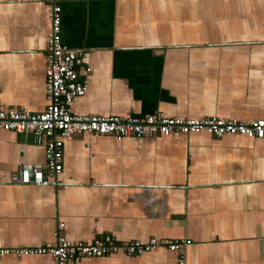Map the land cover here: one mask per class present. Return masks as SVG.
<instances>
[{
  "label": "crops",
  "instance_id": "1",
  "mask_svg": "<svg viewBox=\"0 0 264 264\" xmlns=\"http://www.w3.org/2000/svg\"><path fill=\"white\" fill-rule=\"evenodd\" d=\"M61 40L87 53L76 115L264 119V0H58ZM50 0H0V105L47 104ZM88 67V70L85 68ZM46 138L0 130V246L55 241L189 240L184 264H264V138L205 131L63 141L48 184H22L46 163ZM164 247L68 264H180ZM0 264H57L50 255Z\"/></svg>",
  "mask_w": 264,
  "mask_h": 264
},
{
  "label": "built area",
  "instance_id": "2",
  "mask_svg": "<svg viewBox=\"0 0 264 264\" xmlns=\"http://www.w3.org/2000/svg\"><path fill=\"white\" fill-rule=\"evenodd\" d=\"M48 15L51 21L47 38V61L45 68L47 104L41 112L2 109L0 105V130L29 132L36 140L46 138V163L22 165L18 181L22 184H48L49 178L62 169L63 141L75 133L111 135L116 140L127 137H150L171 135L176 132L191 133L205 131L217 137L226 134H241L247 137L264 138V119L238 120L215 115L202 118H180L165 116L160 112L145 116L122 115H76L70 105L76 97L87 91V83L79 77V69L85 64V51L68 49L61 40V16L58 0H50ZM88 70V67L85 68ZM63 223H58L55 241L44 245L4 247L0 246V257L15 255H50L57 264L78 262L84 257L123 252L141 254L153 248L164 247L176 251L184 264L187 239L150 238L147 241L132 239L119 241L113 235L95 237L89 242L70 241L62 233Z\"/></svg>",
  "mask_w": 264,
  "mask_h": 264
}]
</instances>
